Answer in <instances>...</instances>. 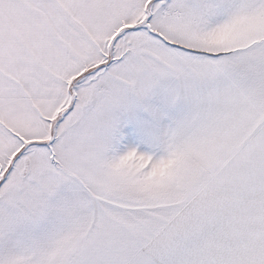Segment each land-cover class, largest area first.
Segmentation results:
<instances>
[{
	"label": "snow or ice",
	"instance_id": "6c2138e0",
	"mask_svg": "<svg viewBox=\"0 0 264 264\" xmlns=\"http://www.w3.org/2000/svg\"><path fill=\"white\" fill-rule=\"evenodd\" d=\"M0 264H264V0H0Z\"/></svg>",
	"mask_w": 264,
	"mask_h": 264
}]
</instances>
